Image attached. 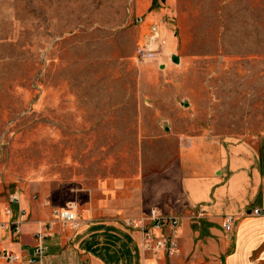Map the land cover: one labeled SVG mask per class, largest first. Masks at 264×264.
<instances>
[{"label": "crops", "instance_id": "obj_1", "mask_svg": "<svg viewBox=\"0 0 264 264\" xmlns=\"http://www.w3.org/2000/svg\"><path fill=\"white\" fill-rule=\"evenodd\" d=\"M165 2L166 11L132 26L128 19L124 26V132L129 118L135 133L144 131L146 116L153 118L156 131L159 118L164 129L169 130L168 123L175 128L169 110H178L179 101L191 118L263 116L264 108L241 114V85L255 84L248 90L249 100L264 102V0ZM146 4L138 0L137 13ZM166 12L171 23L162 22ZM136 49L158 51L161 57L139 63ZM188 125L181 132L198 127ZM199 127L204 135L178 144L176 189L183 204L160 210L179 218L174 236L169 228L135 223L145 179L137 162L124 182L108 180L99 188L109 194L124 190L123 224L107 219L117 210L92 203L96 191L84 203L78 228L57 221L45 230L46 224L37 221L49 220L52 209L29 204L24 194L22 206L9 204L6 213L0 207V223H7L0 229V252L18 257L15 262L0 257V264H27L38 232L46 235V264H264V156L254 142L222 141L209 135L222 131L218 126ZM69 204L77 214L76 203ZM228 216L234 219L231 231L224 229ZM144 230L174 246L144 251Z\"/></svg>", "mask_w": 264, "mask_h": 264}, {"label": "rangeland", "instance_id": "obj_2", "mask_svg": "<svg viewBox=\"0 0 264 264\" xmlns=\"http://www.w3.org/2000/svg\"><path fill=\"white\" fill-rule=\"evenodd\" d=\"M137 2L0 0V207L5 213L9 196L18 195L22 206L24 194L29 204L52 209L51 218L38 225L57 222L56 213L69 203H76L82 219L84 203L96 191L92 203L117 210L107 219L123 224L124 190L109 194L99 188L110 180L124 182L137 162L145 179L135 223L152 209L178 208L183 204L176 189L178 144L204 135L201 124L222 130L209 134L213 138L256 143L264 156V115L191 118L179 101L178 110H169L175 130L171 123L164 129L159 118L156 131L146 116L144 131L135 133L129 118L124 132L125 23L136 25L167 9L165 0H147L137 13ZM164 14L162 22L171 23ZM145 51L154 57L143 64L161 57ZM241 88V114L264 108L263 101L249 100L255 84ZM190 122L197 129L181 132Z\"/></svg>", "mask_w": 264, "mask_h": 264}, {"label": "built area", "instance_id": "obj_3", "mask_svg": "<svg viewBox=\"0 0 264 264\" xmlns=\"http://www.w3.org/2000/svg\"><path fill=\"white\" fill-rule=\"evenodd\" d=\"M152 54L146 53L144 49L137 50V60L139 63L143 62L144 59L153 58ZM9 204H19V196L16 194L10 195L8 197ZM73 205L68 204L64 210H60L56 213L55 219L59 221L63 226H70L71 228H78L79 227V220L76 213L73 212ZM253 215H260L259 210H253ZM144 221L147 225L153 229H164L169 228L172 236L176 233V229L179 225V218L176 215L172 214H162L157 212L155 209L150 211V214L146 216ZM234 219L231 216H228L224 221V229L226 231H231L233 227ZM5 228V225L0 224V229ZM43 228L48 230L50 228L49 225H44ZM145 232V240L143 243L144 251H150L151 247L158 249L165 247L169 243L171 247L174 246L171 242L162 241L159 238H154L151 234H149L148 230H144ZM13 235H19V228L18 224H15L13 227ZM46 237V235H42L41 232L36 234V245L33 249V252L30 258L27 261V264H46V248L42 243V239ZM0 257L6 260L7 262H15L18 260V257L15 254H12L7 251L0 252Z\"/></svg>", "mask_w": 264, "mask_h": 264}, {"label": "water", "instance_id": "obj_4", "mask_svg": "<svg viewBox=\"0 0 264 264\" xmlns=\"http://www.w3.org/2000/svg\"><path fill=\"white\" fill-rule=\"evenodd\" d=\"M177 59L174 57V58H172V62H174V63H177Z\"/></svg>", "mask_w": 264, "mask_h": 264}]
</instances>
